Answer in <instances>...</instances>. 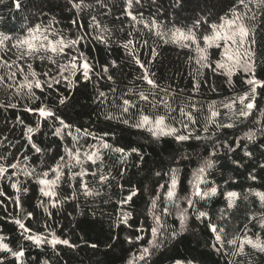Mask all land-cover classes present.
<instances>
[{"label": "trees", "instance_id": "obj_1", "mask_svg": "<svg viewBox=\"0 0 264 264\" xmlns=\"http://www.w3.org/2000/svg\"><path fill=\"white\" fill-rule=\"evenodd\" d=\"M105 2L111 9L110 12L106 8H100L95 0H85L91 7H86L80 12L79 17L75 16L77 10L71 7L69 0H22L23 6L19 10L14 8L12 0L0 3V17L3 18L0 19V32L12 34L14 37L23 35L27 27L41 22H52L54 28L63 29L67 33L68 29L72 28L69 23L71 19L79 18L87 25L92 15L97 16L103 25L113 31V42L108 46L90 43L89 47L84 49L95 67L92 80L87 83L81 81L72 88L62 83L58 86V91H52L44 100V103L65 123L71 125V128L64 129L61 136H55L53 125L59 127L58 122H41L40 129L33 134V142L43 149L42 153L32 151L26 141V126L35 128L40 121L38 115L23 111L27 101L20 102L17 108L0 107V156H6L7 162H17V158L20 162V167L16 170L17 175H12L13 170L10 169L11 179L0 180V192H3V195H0V237L13 251H24V256L19 259L10 253L0 252L3 264H128L140 253L141 245L147 246L148 240L151 239L148 231L153 226L149 215L151 199L159 191L163 201L165 190L159 186L170 183V178L166 175L169 169H176L180 199L192 190L190 181L194 180L196 169L208 158L212 146L217 141L225 140L233 144L236 138L243 137L246 132L254 133V139L242 140L240 147L234 152L224 148L218 149L213 158L215 166L207 175L208 183L201 185L205 190L209 186H216L217 195L206 200L197 198L194 208L189 209L186 229L181 231L178 213L174 209L171 216L163 218L161 239L164 242L159 249L152 250L147 264H175L177 261L194 264H264V253L247 245L242 255L217 253L211 246L215 240L208 227L209 223L218 228L223 227L225 232L221 235L225 241L237 237L243 239L245 236L253 240L259 237L264 241V229L259 226V221L264 218V201L257 195L264 194V167H261L264 165V90H257L256 108L252 110V114L246 119H237L228 109L220 107V102L228 103L230 98L242 95L248 90L242 72L233 75L232 83L229 84L227 76L219 71L213 73L208 68L200 69L195 63L194 46L189 49L178 44L164 43L161 38L144 29L142 24H136L134 31V22L122 15L125 0ZM232 2L233 0H199L198 6L194 2L181 12L169 6L171 0H155V3L152 0H142V6L139 8L145 20L158 13V19L164 25L161 30L167 32L174 25L190 26L198 15H208L207 10L203 13L200 11L205 9L206 5L211 12L210 22H217L218 17L228 11ZM157 6H160L159 9ZM117 16L120 19H116ZM57 21L59 23H56ZM255 23L256 76L264 80V16L258 14ZM206 29L205 25L201 31L206 32ZM128 32H133V37H128ZM127 38L134 40L136 55L145 63L149 73L154 74L152 78L162 88H168L175 94L173 107H182L189 96L204 105L205 111L208 104L216 101L222 113L220 119L224 123L234 122L236 127L218 131L210 127L209 131L205 132L201 116V123L196 127L198 134L204 139L177 143L172 137H161L158 140L146 129L131 126L139 117L136 109L130 110L131 115L124 117L129 120L127 125L115 119L106 120L105 114L120 115L118 106L122 103L121 97L129 89L139 92L148 88V85L139 79L143 70L134 63L129 50L121 46ZM144 40H147V45L143 44ZM153 48L157 52L154 58L151 54ZM209 52L211 60L219 58L217 49L212 48ZM111 61L116 62V67L110 66ZM106 65L109 66V72L104 74L102 68ZM197 69H200L198 79L201 84L199 92L193 93V77ZM107 75H111L113 80L109 81ZM113 88L115 92L110 91ZM99 91L106 93L103 103L97 99ZM160 95L168 98L165 93ZM61 96L67 97L62 105L59 104ZM126 98L138 103L146 114H156V110L139 101L136 95L130 94ZM8 101V95L0 90V104ZM159 111L162 113L163 108ZM17 117H20L24 124H20ZM76 129H80V132L77 133ZM85 130L97 138L103 137V140L113 147H122L126 151L133 147L138 148L143 160L133 153L121 162L120 154L101 149L104 159L101 171L109 175V180L100 185L96 178H86L89 186L94 191H99L100 195H83L77 181L70 180L71 173L65 169V175L55 189L58 193V203L56 207H52L49 198L40 193L41 186L36 182V176H25L24 170L35 169L36 173H42L54 167L60 156L64 155V148L73 143L72 137L66 135L69 131L73 136L79 137L83 151L94 150L93 146L99 147V139L85 136ZM245 151L251 152L252 155L245 156ZM25 155L28 156L27 161L24 160ZM157 172L161 175L157 176ZM47 179H55V175L49 172ZM13 183L19 184V192L11 186ZM133 187L137 190L133 201L127 205L121 204L120 201ZM231 191L237 192L239 196L235 206L229 209L226 195ZM17 198L19 204L16 203ZM158 203L160 207L165 206L164 203ZM185 206L181 199V207ZM45 208L48 211H45ZM198 211H205L207 218L197 220ZM123 212H131V228L124 225L115 226ZM15 220H21L31 229L30 234L46 236L50 240L51 233H55L56 237L69 240L74 247L63 244L54 247L51 244L36 246L24 239V235L29 233L22 235L23 230L14 223ZM137 228H143L145 231L138 233L135 231ZM173 231L177 233L175 238L171 236ZM117 235L118 239L113 240V236ZM136 235H143L144 239L139 243L126 242V237L131 236L134 239ZM91 244H96L97 247L92 248ZM237 246L225 244L223 253H233ZM134 264H145V261Z\"/></svg>", "mask_w": 264, "mask_h": 264}, {"label": "snow or ice", "instance_id": "obj_2", "mask_svg": "<svg viewBox=\"0 0 264 264\" xmlns=\"http://www.w3.org/2000/svg\"><path fill=\"white\" fill-rule=\"evenodd\" d=\"M96 4L102 9H108V4L105 0H95ZM155 3V0H152ZM199 5V0H171L170 7L177 11H184L193 3ZM0 3H4V0H0ZM71 7L76 9L75 16L79 17L80 12L84 11L86 7L91 5L86 4L85 0H69ZM14 8L19 10L22 8V0H12ZM139 6H142V0H125V5L122 8V15L129 18L133 23V29L136 24H142L144 29L161 38L164 43L178 44L182 48H193L196 52L195 63L202 68H208L213 73L219 71L220 74L227 76L228 83H232L231 77L237 72L244 74V83L248 86V90L242 94L237 95L235 98H230L228 103L220 102V107L228 109L232 115L237 116V119H246L252 114V110L256 108L255 100L257 90H264V80L257 78V53H256V21L258 14L264 16V0H233L228 11L219 16L217 22L211 23L210 9L205 6V9H201V13L208 11V15H198L194 18L193 23L190 26L175 27L169 29L167 32L161 29L164 25L158 19V13L145 20L143 12L140 11ZM158 9L160 6H157ZM195 11V8L193 9ZM106 14V13H105ZM42 15H44L42 13ZM0 19H3L0 17ZM116 19H120L119 16ZM53 20L55 18L53 17ZM56 23H59L57 21ZM72 28L68 29L66 33L63 29L54 28L52 22L47 24L41 22L36 23L30 27H27L24 34L14 37L12 34L0 32V90L4 91L9 101L4 104H0L3 108H17L18 104L22 101H27V105L23 106V111L27 113H33L38 115L40 121L37 122L35 128L32 126H26L25 137L30 149L35 153H42L43 149L33 142V134L38 131L41 126V122L53 120L60 125L56 127L53 125V135L61 136L64 129L71 128V125L65 123V121L59 117L56 112L50 108L44 100L51 94L52 91H58V86L62 83L68 87H75L81 81L87 83L92 80V76L95 73V67L84 49L89 47L90 43H101L108 46L113 42V31L109 27L103 25L97 16L92 15L90 17V23L85 25L81 19L73 18L69 22ZM174 24V22H173ZM207 26L206 32L201 31L204 26ZM73 29L75 31H73ZM123 31V29H121ZM96 34L93 35L92 33ZM128 37H133V32L127 33ZM168 37L167 39H164ZM147 40L143 41L144 45H147ZM134 40L127 38L122 43V47L125 50H129V55L132 56L134 63L143 70L142 75L139 77L143 82L148 85L147 90H141L134 92L133 89H129L127 93L121 97L122 103L118 106L120 109L119 116H113L112 114H105L106 120H118L123 124H129V120L124 118L126 115H131L130 110L136 109L139 113V117L135 124L131 125L138 129H146L153 137L160 139L161 137H172L177 143L187 142L189 140H201V137L197 132V125L201 123L200 117L203 118V130L209 131L210 127H214L217 131L224 128H234L236 123L229 122L224 123L220 117L221 111L217 107L216 101L208 104L205 111L204 105L194 100L193 96H189L183 106H172V101L176 96L168 88H162L155 79L152 78L154 74H150L145 66V63L140 60L136 55L134 48ZM215 48L218 50V59L211 60L209 50ZM153 58L157 55L156 49L151 50ZM151 62V61H149ZM111 67H116V62L111 61ZM200 69L196 70V75L193 77L192 92L198 93L200 89L201 81L198 79ZM102 72L107 74L109 72V66H103ZM109 81L113 80L111 75H107ZM115 92V88L110 89ZM39 93V94H38ZM160 93H165L168 98L161 96ZM130 94L136 95L139 101L145 102L151 109L156 110V114H146L142 108L138 106V103L133 102L131 99L126 98ZM151 97V99H150ZM106 98V93L103 91L98 92L97 99L103 103ZM16 102L13 103L12 101ZM67 97L61 96L59 104H64ZM37 102H39L37 104ZM32 105H36L33 107ZM163 108L161 113L159 110ZM174 113L176 115H174ZM231 119V117H229ZM172 123H169V121ZM17 121L20 124H24V121L17 117ZM77 133L80 129H76ZM85 136H92L93 139H99V147H94V150L83 151V146L79 144V137L73 136L72 132L66 133L67 136L72 137V145L64 148V155L60 156L56 165L50 168L48 171L42 173H36L35 169L24 170V175L31 178L36 176V182L41 186L39 188L40 193L44 197L49 198V203L52 207H56L57 195L56 188L58 182L62 176L65 175L64 170L67 169L71 173L70 180H76L80 190L85 196H98L99 191H94L86 179L91 176L96 178L100 185H104L109 180V175L103 174L101 171L104 163L103 153L101 149L108 150L122 157L121 162L127 158V156L135 153L143 160V155L138 148H131L126 151L122 147H113V145L105 142L103 137H95L92 133L84 132ZM107 135V133H105ZM6 139V138H5ZM251 141L254 139V133L246 132L243 137H238L234 140L233 144L228 143L227 140L220 142L212 146V151L209 152L207 159L196 169L194 174V180L190 181L192 184V190L178 199V185L179 180L177 178L176 169L170 168L166 175L170 178V183L167 185L161 184L160 189H164L163 201H161V193L158 191L151 199V205L149 208V215L153 220V226L150 227L151 239L148 240L147 246L141 245L140 254L138 256L139 261H145L152 255V250L159 249L163 244L162 229L163 218L171 216L173 209L178 213V220L180 223L181 231L186 229L187 220L189 218V209L194 208L197 198L200 200H206L217 195L218 188L216 186H209L207 190L201 187L202 184H207V175L209 170L215 166V160L213 159L217 155L219 148L227 149L230 152H234L237 147H240L242 140ZM246 147V145H245ZM245 156H251L249 151L244 152ZM24 160H28V156H24ZM88 164V167L85 165ZM92 166H95L94 168ZM20 167L19 159L17 162H7L6 156H0V180L11 179L9 170L12 171V175H17L16 170ZM261 167H264L262 165ZM49 172L55 175V179H47ZM157 176L161 173L157 172ZM123 176V172H121ZM255 179V177H252ZM18 192L20 186L18 183L11 185ZM26 192L27 189H24ZM3 195V192H0ZM137 195V190L133 187L128 195L124 197L120 203L127 205L133 201V198ZM259 199L264 201V194L257 193ZM239 194L235 191L228 192L226 195L227 208L231 209L235 206V201L238 199ZM68 199V197H65ZM181 199L186 205L181 207ZM164 203L165 206L160 207L159 203ZM16 203L19 204V198ZM45 211H48L45 208ZM31 216V213L28 214ZM208 214L205 211H198L196 214L197 220H203L207 218ZM131 219V212H123L122 217L118 220L116 227L124 225L131 228L129 220ZM254 219V218H253ZM20 229L24 233V239L31 241L36 246L42 244H51L53 247L59 244L71 245L69 240L60 239L55 236V233H51L52 238L49 240L39 234H30L31 229L25 226L21 220H15ZM259 226L264 229V218L259 221ZM208 227L214 234L215 243L211 246L217 253L242 255L244 254L245 245L250 246L261 253H264V241H261L259 237L253 240L252 238L245 236L243 239L239 237L232 240L225 241L221 233L225 232L223 227L218 228L215 224L209 223ZM136 232H144L143 228L135 229ZM177 233L173 231L171 233L172 238H175ZM118 239L117 236H113V240ZM144 239L143 235H136L133 239L131 236L126 237V242L129 244L139 243ZM237 240L239 245L237 246ZM227 245L237 246L236 251L233 253H223V248ZM92 248L97 247L96 244L90 245ZM111 246V245H109ZM0 252L10 253L11 256L19 259L24 256V251H13L7 243L3 242V238L0 237ZM137 258L134 257L133 260ZM0 264H3L0 259ZM176 264H181L177 261ZM191 264V262H189Z\"/></svg>", "mask_w": 264, "mask_h": 264}, {"label": "rangeland", "instance_id": "obj_3", "mask_svg": "<svg viewBox=\"0 0 264 264\" xmlns=\"http://www.w3.org/2000/svg\"><path fill=\"white\" fill-rule=\"evenodd\" d=\"M44 237H46V236H44ZM140 254V253H139ZM139 254H137V255H135L134 257H136L137 259L136 260H133V258L129 261V263L128 264H134V263H138L139 262V260H138V256H139ZM181 262V264H189V262H182V261H180ZM176 264V263H175ZM191 264H194L193 262H191Z\"/></svg>", "mask_w": 264, "mask_h": 264}]
</instances>
